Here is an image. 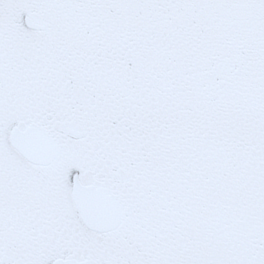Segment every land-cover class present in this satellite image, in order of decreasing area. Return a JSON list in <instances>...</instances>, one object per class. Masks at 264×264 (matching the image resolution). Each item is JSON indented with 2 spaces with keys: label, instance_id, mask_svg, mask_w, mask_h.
<instances>
[{
  "label": "snow or ice",
  "instance_id": "6c2138e0",
  "mask_svg": "<svg viewBox=\"0 0 264 264\" xmlns=\"http://www.w3.org/2000/svg\"><path fill=\"white\" fill-rule=\"evenodd\" d=\"M0 264H264V0H0Z\"/></svg>",
  "mask_w": 264,
  "mask_h": 264
}]
</instances>
